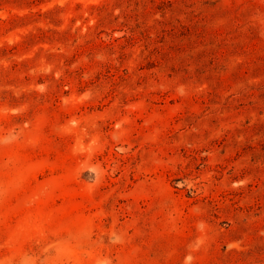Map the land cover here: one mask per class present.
<instances>
[{
	"label": "rangeland",
	"instance_id": "1",
	"mask_svg": "<svg viewBox=\"0 0 264 264\" xmlns=\"http://www.w3.org/2000/svg\"><path fill=\"white\" fill-rule=\"evenodd\" d=\"M0 264H264V0H0Z\"/></svg>",
	"mask_w": 264,
	"mask_h": 264
}]
</instances>
